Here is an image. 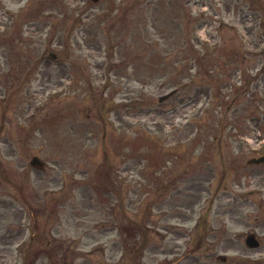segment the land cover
Wrapping results in <instances>:
<instances>
[{"label": "rangeland", "instance_id": "1", "mask_svg": "<svg viewBox=\"0 0 264 264\" xmlns=\"http://www.w3.org/2000/svg\"><path fill=\"white\" fill-rule=\"evenodd\" d=\"M262 50L264 0H0V264H264Z\"/></svg>", "mask_w": 264, "mask_h": 264}, {"label": "water", "instance_id": "2", "mask_svg": "<svg viewBox=\"0 0 264 264\" xmlns=\"http://www.w3.org/2000/svg\"><path fill=\"white\" fill-rule=\"evenodd\" d=\"M171 93H168L166 95H163L161 96L159 99L160 100H163L165 99L166 97H168ZM264 159V157H260L258 159H251L249 162H259V161H262ZM31 164L34 165V166H42L43 164L39 161V159L37 157H34L32 160H31ZM250 239H253V241H249ZM247 243L250 245V246H256L257 245V242H255L254 238L253 237H249L247 239Z\"/></svg>", "mask_w": 264, "mask_h": 264}, {"label": "flooded vegetation", "instance_id": "3", "mask_svg": "<svg viewBox=\"0 0 264 264\" xmlns=\"http://www.w3.org/2000/svg\"><path fill=\"white\" fill-rule=\"evenodd\" d=\"M95 250H86V253H84L83 255H91L92 252H94ZM93 258H86L83 257L82 260L80 261V264H108V263H93ZM63 264H75V262L73 260L70 259V254H67L64 258ZM112 264V263H110ZM119 264V263H116Z\"/></svg>", "mask_w": 264, "mask_h": 264}]
</instances>
